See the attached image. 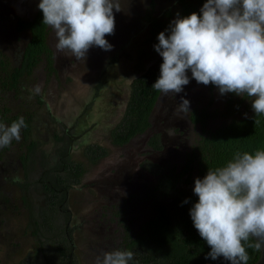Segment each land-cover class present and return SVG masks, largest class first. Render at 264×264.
<instances>
[{"label":"rangeland","instance_id":"374dc122","mask_svg":"<svg viewBox=\"0 0 264 264\" xmlns=\"http://www.w3.org/2000/svg\"><path fill=\"white\" fill-rule=\"evenodd\" d=\"M34 2L0 0V52L9 65L17 64L28 39L27 31L15 29L17 13H23L21 19H28ZM148 2L115 0L120 11L113 9L114 34L105 36L112 50L92 46L84 61L57 53L55 32L48 26L45 43L51 52L53 72L47 73L40 60L29 76L20 80L18 92L3 94L1 102L9 109L7 116L30 114V135L36 148L25 166L20 159L24 151L21 140L0 148V264H16L41 254L49 264L57 263L56 253L43 241L52 235L68 238L71 264H94L104 252L123 250L125 235L134 234L149 215L150 200L145 193L156 188L160 176L148 171L147 161L158 164L164 174L172 167L181 171L186 154L199 137L200 126L189 120L190 112L201 108L221 111L230 97L239 102L240 114H244L251 98L221 95L212 84H198L188 71L190 82L182 92L158 94L148 116L149 126L143 132L121 145L110 143L109 130L122 114L131 81L159 56L153 47L157 43L146 42L149 24L144 12ZM152 3L153 12L159 15L172 7L174 0ZM36 85L41 86L38 94L33 91ZM182 97L190 102L189 112L184 114L176 111ZM223 121L221 117L207 119L205 128ZM0 123L7 124L5 120ZM152 135L157 136L160 148L149 145ZM88 144L105 149V154L91 164L82 154ZM65 151L70 160L83 164L84 171L78 183L62 187L49 198L40 184L52 181ZM188 175L187 183L179 185L192 193L195 169ZM14 177H19V182ZM40 212L47 215L49 228L39 225ZM132 252L134 264H140L138 253H147L141 246ZM156 263L160 264L159 259Z\"/></svg>","mask_w":264,"mask_h":264},{"label":"clouds","instance_id":"9594fccd","mask_svg":"<svg viewBox=\"0 0 264 264\" xmlns=\"http://www.w3.org/2000/svg\"><path fill=\"white\" fill-rule=\"evenodd\" d=\"M38 8L42 23L55 32L57 53L84 61L92 46L112 50L105 36L114 34L113 9L120 11L115 0H40ZM157 40L153 47L163 62L152 88L164 96L180 93L190 71L198 84H212L221 95L251 98L254 116L264 117V0H206L199 14L177 13ZM33 91L38 94L41 86ZM189 106L182 97L176 111L188 113ZM26 127L23 116L0 123V148L19 142ZM193 193L198 201L189 215L211 249L205 259L248 264L247 249L264 253V149L237 152L223 166L208 169L194 179ZM133 256L116 249L94 264H129Z\"/></svg>","mask_w":264,"mask_h":264},{"label":"trees","instance_id":"16d2710c","mask_svg":"<svg viewBox=\"0 0 264 264\" xmlns=\"http://www.w3.org/2000/svg\"><path fill=\"white\" fill-rule=\"evenodd\" d=\"M206 0H174V5L163 10L159 15L153 12L152 0H149L144 18L149 24L146 42L157 43V35L165 31L170 23L177 18L187 17L191 13L199 14L200 8ZM43 14L37 7L36 12L30 19H16L15 29L17 32L27 31L28 39L21 47L16 65H9L7 58L0 52V120L6 121L7 125L17 120L20 116L25 118L27 127L21 131V141L24 151L20 155L23 166L30 160L36 143L30 135V114H12L7 116L9 109L2 104L4 93H16L20 80L28 77L32 68L43 60L47 73L53 72L51 52L49 51L45 37L47 25L42 23ZM167 36L168 33L165 32ZM162 57L159 55L139 76L130 83L129 93L117 123L109 130V141L113 145H121L131 137L143 132L148 126V116L156 102L159 92L152 88L160 76ZM244 114H240V104L233 98H228L221 111L206 110L191 111L189 120L200 126L199 137L192 149L186 154V162L181 171L175 167L164 174L158 165L147 161L148 171L154 175L160 174L156 182V188L145 193L146 199L150 200V211L146 219L138 226L133 236L125 235L123 250L133 251L141 246L147 253H138L137 261L140 264H218L217 260L205 259L211 250L207 243L200 237L193 225L189 210L198 197L180 187L183 181L189 180V172L195 169V178H203L208 169L223 166L237 152H254L264 149V117L254 116L251 102L244 108ZM6 115V116H5ZM221 117L220 122L213 128H205L207 119ZM259 120L257 124L254 121ZM149 145L160 148L156 135L149 138ZM82 154L88 163H94L105 154V149L97 144L84 146ZM58 171L54 173L52 181H42L41 188L49 193V198H54L57 190L66 189L79 182L84 171L80 162L69 159L67 152L61 154ZM182 175H186L183 180ZM187 199V203H183ZM24 205L26 197L22 198ZM53 201L49 204L52 206ZM51 210L52 209L50 207ZM41 223L48 225L47 215L40 212ZM49 228V225H48ZM65 236L52 235L43 241L48 242V247L53 250L58 262L55 264H71V245ZM42 242V241H40ZM250 255V264L256 257V251L247 249ZM43 253V252H41ZM153 262V263H151ZM16 264H49L48 259L41 254L34 258H23ZM129 264H134L130 261ZM159 264V263H156Z\"/></svg>","mask_w":264,"mask_h":264},{"label":"flooded vegetation","instance_id":"af4514ba","mask_svg":"<svg viewBox=\"0 0 264 264\" xmlns=\"http://www.w3.org/2000/svg\"><path fill=\"white\" fill-rule=\"evenodd\" d=\"M40 3V0H35L34 2V6L31 8V13H30V16L27 17L28 19H30L31 17H33L34 13L36 12V9L38 7V4ZM25 15V14H24ZM23 16V13L22 12H18L17 13V16H16V19H21L20 17ZM27 20V19H25ZM15 25H16V21H15ZM32 136V135H31ZM153 148V147H152ZM156 149V148H155ZM151 174V173H150ZM136 232V231H135ZM129 233V232H128ZM135 234V233H134ZM134 234H132L131 236H133ZM126 235H130V234H126ZM222 257L220 259V262L218 264H225L223 261H222ZM229 263V262H228ZM250 264H264V253L262 252H256V257L255 259L250 263Z\"/></svg>","mask_w":264,"mask_h":264}]
</instances>
